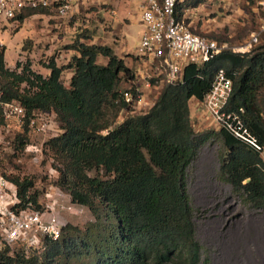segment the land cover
I'll use <instances>...</instances> for the list:
<instances>
[{
    "label": "trees",
    "instance_id": "1",
    "mask_svg": "<svg viewBox=\"0 0 264 264\" xmlns=\"http://www.w3.org/2000/svg\"><path fill=\"white\" fill-rule=\"evenodd\" d=\"M204 1L178 2L176 16L181 17L183 7ZM50 11L24 9L14 21L21 24ZM94 33L88 27L76 31L64 48L78 54L61 65L53 55L43 64L46 75L34 71L28 60L6 66L0 44V125L6 123L3 103L15 100L26 110L13 150L22 151L31 141L28 121L34 112L50 116L59 128L45 141L56 172L52 185L93 215L83 229L63 225L59 238L48 240L41 252L0 250V264H198V210L191 204L187 175L199 148L210 137L221 141L218 177L250 208H264V160L258 149L224 128L195 132L189 102L202 99L218 70H224L232 82L225 110L238 114L263 144L264 31L249 52L226 48L201 65L186 64L182 81L164 84L145 113H131L120 91L123 82L134 81V71L111 46L88 43ZM65 69L72 72L67 83L62 79ZM123 109L127 114L118 122ZM13 154L7 155L10 161ZM7 178L16 186L21 208L44 205L45 190L32 176Z\"/></svg>",
    "mask_w": 264,
    "mask_h": 264
},
{
    "label": "built area",
    "instance_id": "2",
    "mask_svg": "<svg viewBox=\"0 0 264 264\" xmlns=\"http://www.w3.org/2000/svg\"><path fill=\"white\" fill-rule=\"evenodd\" d=\"M182 1L184 0H143L140 5L144 30L136 46V54L146 60L147 67L139 68L134 73V76L142 81L140 86L135 85L133 91H123V98L134 113H145L156 101L164 84L181 82L186 64L201 65L226 48L239 53L249 52L259 43L264 23L258 30L250 33L244 42L232 47L226 42L219 43L196 33L189 20V7L181 9V17L176 16L175 6ZM77 2L78 0H0V26L14 20L24 9L52 8L58 17H73L78 12ZM259 4L264 8V0ZM150 60L162 63V77L159 78L160 74L150 68ZM231 88V79L226 76L224 70L219 69L204 97L194 98L196 114H191L190 111L192 128L195 132L208 130L206 127L215 130L224 128L258 149L264 160V142L258 143L255 136L243 126L238 114L225 110ZM150 90L156 91L154 97H150ZM2 113L6 123L0 125V143L6 150L12 147L11 141L18 129L25 125L26 110L19 102L13 100L2 104ZM33 114L28 121L30 133L47 136L59 133L58 125L50 116L41 112ZM12 130L13 134H10ZM42 147V144L30 141L24 145L23 151L26 154L42 156ZM45 196L47 199L41 208H21L15 184L0 173V250L9 248L11 253L14 249H19L26 255L43 251L48 240H56L61 234L63 222L60 212H70L74 209L81 211L83 208L82 205L73 203L66 193H60L56 189L45 192Z\"/></svg>",
    "mask_w": 264,
    "mask_h": 264
},
{
    "label": "rangeland",
    "instance_id": "3",
    "mask_svg": "<svg viewBox=\"0 0 264 264\" xmlns=\"http://www.w3.org/2000/svg\"><path fill=\"white\" fill-rule=\"evenodd\" d=\"M258 1L260 0H205L199 6L197 12L200 16L203 13L207 14L205 20L208 22L209 30L202 32L198 31L197 28L195 32L212 38L219 43L226 42L231 47L238 46L244 39H247L251 32L257 30L258 25L255 21L257 15L264 18V8ZM255 7L257 8L256 13L252 11ZM82 8L80 10L78 7V12L73 17L61 18L54 11H50V14L28 17L21 24L13 20L0 26V44L5 47L4 60L6 66L14 67L16 62L23 64L28 60L34 71L46 75L49 70L43 64L47 63L53 55H57L59 65L65 63L69 52L64 46L71 40L76 28H78V31L87 27L86 21L83 20L87 17L84 15ZM100 33L106 36L107 40L113 38L114 35L110 28H104L100 30ZM26 43H29L31 47L28 49L23 48ZM67 72L68 70L65 69L62 75L65 83L68 80ZM139 79L135 77L132 82H123L120 91L132 89L135 85L140 86L142 81ZM155 95L156 91L153 90L150 97ZM130 109L132 110V107ZM126 114L127 110H121L117 121H121ZM206 128L209 129V127ZM13 130L10 134H13ZM48 138L49 136L46 134L30 133L32 142L42 144V149H44L42 150V156L26 154L23 150L14 151V147L4 150L3 144L0 143V173L5 176L12 174L32 176L40 190H45V192L54 191L55 186L52 184L56 172L50 167L53 159L45 146V141ZM13 141H11V145L14 144ZM222 151L221 141L210 137L199 148L195 159L188 168V194L192 206L198 210L194 223L209 214V211L216 206L232 208L237 212L244 207H248L239 196L233 193L230 185L218 177L219 156ZM12 154L10 161L7 155ZM59 192L63 193L60 190ZM43 196L46 201L47 197ZM60 218L63 225L70 223L80 229L85 228L88 223L93 221V215L85 206L81 211L74 209L70 212H60ZM206 261L205 249L202 246L201 260L198 264H206Z\"/></svg>",
    "mask_w": 264,
    "mask_h": 264
},
{
    "label": "crops",
    "instance_id": "4",
    "mask_svg": "<svg viewBox=\"0 0 264 264\" xmlns=\"http://www.w3.org/2000/svg\"><path fill=\"white\" fill-rule=\"evenodd\" d=\"M142 1L78 0L77 2L80 10L83 7L84 15L87 17L83 19L86 21V26L90 30H95L94 35L87 42L111 46L115 54L122 58L134 73L139 68L147 67L146 60L136 54V46L144 30L140 9ZM199 6L189 7L188 12L191 14L189 20L194 31L198 28V31L204 32L209 30L208 22L205 20V13L204 16L198 14ZM252 11L256 13L257 8H253ZM255 21L258 30L264 23V18L257 15ZM104 28L111 29L114 33L113 38L107 40L106 36L100 33ZM76 31L77 29L67 43L72 41ZM98 39L100 40L97 41ZM244 41L245 39L242 42ZM66 50L69 52L66 62L73 55L78 54L75 50ZM55 56L57 61V55ZM150 61H148L151 66L149 67L160 74L159 78L162 77L161 73L164 71L162 63L158 60ZM71 74V70L68 69L67 79ZM149 92L151 93V90ZM189 108L191 114H196L194 98L190 100ZM209 212L195 222V236L205 249L206 264H264V208L244 207L237 212L232 208L216 206Z\"/></svg>",
    "mask_w": 264,
    "mask_h": 264
}]
</instances>
